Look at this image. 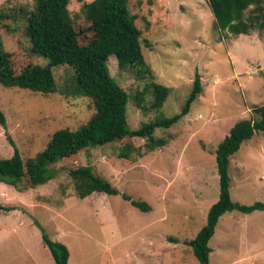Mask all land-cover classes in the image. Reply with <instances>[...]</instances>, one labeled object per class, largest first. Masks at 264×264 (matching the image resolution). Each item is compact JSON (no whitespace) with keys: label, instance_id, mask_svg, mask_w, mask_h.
<instances>
[{"label":"rangeland","instance_id":"rangeland-1","mask_svg":"<svg viewBox=\"0 0 264 264\" xmlns=\"http://www.w3.org/2000/svg\"><path fill=\"white\" fill-rule=\"evenodd\" d=\"M91 1L71 0L77 29L90 24L82 9ZM34 7L35 0H0V40L6 50L32 47L25 25ZM129 7L142 31L149 71L121 69L115 55L108 60L112 76L129 95L128 126L136 129L180 112L198 75L202 93L179 122L156 129L154 136L166 143L154 150L147 138H124L63 158L53 165L55 177L44 184L0 180V203L17 205L0 210V264H56L34 219L69 247L68 264H200L184 241L195 238L219 198L218 144L237 121L257 119L254 107L264 104V30L233 35L217 29L207 0H129ZM92 35L82 34L81 42ZM33 61L47 66L50 59L35 55ZM53 71L58 89L51 94L0 84V107L7 116V126L0 125V157L14 153L8 135L27 159L44 150L56 130L77 129L96 111L93 99L78 91L72 66L57 65ZM152 80L170 87L160 109L151 105L154 95L147 85ZM84 165L151 209L143 211L121 194L93 192L80 198L69 171ZM229 172L233 200L264 202V133L242 144ZM209 244L211 264H264V210L226 212Z\"/></svg>","mask_w":264,"mask_h":264},{"label":"trees","instance_id":"trees-1","mask_svg":"<svg viewBox=\"0 0 264 264\" xmlns=\"http://www.w3.org/2000/svg\"><path fill=\"white\" fill-rule=\"evenodd\" d=\"M71 0H35V7L26 13L25 31L31 39L32 47L26 51H8L0 40V84L8 87L30 89L43 94L57 91L56 76L53 67L68 64L75 69L78 91L93 99L96 111L91 118L77 129L61 128L56 130L46 148L34 157L24 159L22 153L8 135V141L14 148L10 157H0V180L7 183L28 180L30 187L44 184L56 174L54 164L65 157L72 156L85 149L118 142L124 138L143 137L148 147L154 150L165 145L166 139L156 138L157 128H169L179 122L191 111L193 102L203 91L201 77L193 81L180 112L172 116H158L152 121L131 129L127 121V91L112 76L108 60L115 55L119 67L135 66L140 71H149L143 54L141 29L137 26L136 15L129 7V0H93L85 2L83 13L90 24L77 29L75 19L69 9ZM214 16L215 26L219 30L233 35L248 34L251 30H264L263 0H207ZM251 9L246 15V10ZM92 32L88 42L82 43L80 36ZM147 46H152L146 40ZM44 55L50 59L47 66L33 61V56ZM147 90L154 95L152 108L160 109L170 94V87L151 81ZM143 92L137 94L141 104ZM257 119L247 118L237 121L229 133L218 144L216 161L219 174L220 193L207 215L205 225L195 238L185 240L192 246L200 264H211L212 248L210 239L216 232L220 217L228 211L251 213L264 210V202L256 201L244 204L233 200L231 196V176L229 172L231 157L242 144L257 132L264 133V104L254 107ZM0 125L7 126V116L0 107ZM135 147L128 145V150ZM128 151L120 152L126 157ZM70 176L80 198L93 192L118 195L130 201L143 211H149L151 205L144 200H136L121 192L111 181L97 174L91 165L71 168ZM17 205H3L0 210L11 211ZM35 223L42 233V241L49 248L56 264H68L69 247L55 240L45 231L36 219ZM170 241L178 242L175 237Z\"/></svg>","mask_w":264,"mask_h":264},{"label":"crops","instance_id":"crops-1","mask_svg":"<svg viewBox=\"0 0 264 264\" xmlns=\"http://www.w3.org/2000/svg\"><path fill=\"white\" fill-rule=\"evenodd\" d=\"M217 200H218V199H216L215 202H216ZM224 214H225V213H224ZM224 214H223V215H224ZM223 215H222V216H223ZM222 216H221V217H222ZM221 217H220V219H221ZM220 219H219V222H218V223H220ZM217 225H218V224H217ZM216 228H217V227H216ZM197 233H198V232H197Z\"/></svg>","mask_w":264,"mask_h":264}]
</instances>
